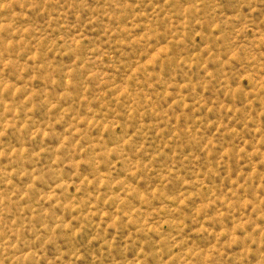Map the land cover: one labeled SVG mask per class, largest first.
<instances>
[{"label": "rangeland", "instance_id": "1", "mask_svg": "<svg viewBox=\"0 0 264 264\" xmlns=\"http://www.w3.org/2000/svg\"><path fill=\"white\" fill-rule=\"evenodd\" d=\"M0 264H264V0H0Z\"/></svg>", "mask_w": 264, "mask_h": 264}]
</instances>
